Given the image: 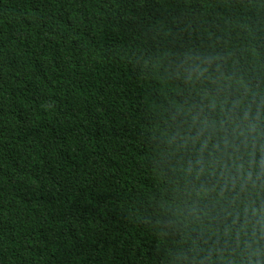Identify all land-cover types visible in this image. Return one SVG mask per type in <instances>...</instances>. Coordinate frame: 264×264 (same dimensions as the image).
<instances>
[{
	"label": "trees",
	"instance_id": "obj_1",
	"mask_svg": "<svg viewBox=\"0 0 264 264\" xmlns=\"http://www.w3.org/2000/svg\"><path fill=\"white\" fill-rule=\"evenodd\" d=\"M264 0H0V264H264Z\"/></svg>",
	"mask_w": 264,
	"mask_h": 264
},
{
	"label": "clouds",
	"instance_id": "obj_2",
	"mask_svg": "<svg viewBox=\"0 0 264 264\" xmlns=\"http://www.w3.org/2000/svg\"><path fill=\"white\" fill-rule=\"evenodd\" d=\"M262 223H264V222H262Z\"/></svg>",
	"mask_w": 264,
	"mask_h": 264
}]
</instances>
